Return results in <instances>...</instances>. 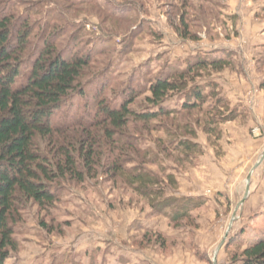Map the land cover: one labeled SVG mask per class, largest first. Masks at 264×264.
I'll list each match as a JSON object with an SVG mask.
<instances>
[{
  "label": "rangeland",
  "instance_id": "rangeland-1",
  "mask_svg": "<svg viewBox=\"0 0 264 264\" xmlns=\"http://www.w3.org/2000/svg\"><path fill=\"white\" fill-rule=\"evenodd\" d=\"M214 3L209 7L211 15L205 14L207 26L191 17L190 31H195L198 40L183 41L171 15L177 0L143 2L144 13L142 9L139 16L148 22L149 30L130 44L126 36L113 37L111 58H99L98 65L106 82L131 79L143 83L146 77L157 75L165 66L184 63L198 51L201 56L230 53V67L220 72L208 70L196 80L209 95L204 110L222 99L216 112H193L184 118L171 116L154 122L166 123L168 130L177 129L180 134L185 133L188 122L194 131L198 148L190 164L177 162L178 154L166 153L169 159L161 176L157 166H143L159 179L174 176V187L164 183L159 187L175 199H193L189 214L171 222L174 205L164 210L166 214L158 213L128 187L124 177L111 180L101 176L82 185L65 183L64 196L50 210L52 216L45 217L33 204L22 212V221L15 227L21 249L6 264H238L241 257L252 254L246 252L248 244L264 233V0ZM87 12L78 16L81 22L77 23L85 30L81 35L93 33L103 38L97 17L87 16ZM188 13L196 16L192 10ZM69 14L77 16L72 11ZM110 23L101 26L108 28ZM130 27L114 22L113 32L122 34ZM151 33L161 39H153ZM95 38L87 42L94 43ZM94 47L100 49L103 44L97 41ZM219 49L223 52L216 51ZM106 63L110 64L107 73L103 71ZM89 88L91 93L96 85ZM106 95L117 101L120 92L107 90ZM73 102L77 104V99ZM182 103V99L170 98L165 105L179 108ZM139 106L140 101L133 107ZM228 115L234 119L223 121ZM145 133L142 147L151 152L159 147L157 139L171 140L162 131ZM41 222L52 232L43 229Z\"/></svg>",
  "mask_w": 264,
  "mask_h": 264
},
{
  "label": "trees",
  "instance_id": "trees-1",
  "mask_svg": "<svg viewBox=\"0 0 264 264\" xmlns=\"http://www.w3.org/2000/svg\"><path fill=\"white\" fill-rule=\"evenodd\" d=\"M145 1L0 0V264L15 258L21 249L15 227L22 221V212L33 204L45 217L52 216L50 210L64 196L65 183L82 185L101 176L111 180L124 177L128 187L158 213L166 214L164 210L174 205L171 222L189 214L193 199H175L159 187L163 183L174 187V176L159 179L143 166H157L161 176L169 159L166 153L178 154L177 162L190 164L198 148L194 131L188 122L183 134L168 130L166 123L154 122L171 116L184 118L193 112H216L222 99H215L204 110L209 95L196 80L208 70L220 72L230 67L231 57L229 52L201 56L198 51L184 63L165 66L157 75L146 77L143 83L131 79L106 82L99 58H111L113 37L126 36L130 44L149 30L148 22L139 16ZM177 1L171 13L177 24L168 21L181 40L197 41L190 20L207 26L203 21L206 12L211 15L214 0ZM189 10L197 17L189 15ZM81 11L97 17L103 38L93 33L81 35L85 31L77 23ZM108 20L132 28L114 33L113 23L108 28L101 26ZM151 36L161 39L155 33ZM88 38H95L94 43L99 41L103 47L96 49ZM107 66L106 73L110 64ZM91 85L96 89L89 93ZM107 90H119V100H111ZM170 98L183 103L168 108L165 104ZM138 101L140 106L134 109ZM232 119L228 115L222 120ZM145 130L162 131L171 140L157 139L159 147L151 152L142 147ZM40 225L52 232L46 223ZM246 252L252 254L241 257L238 264H264V233L248 244Z\"/></svg>",
  "mask_w": 264,
  "mask_h": 264
},
{
  "label": "water",
  "instance_id": "water-1",
  "mask_svg": "<svg viewBox=\"0 0 264 264\" xmlns=\"http://www.w3.org/2000/svg\"><path fill=\"white\" fill-rule=\"evenodd\" d=\"M249 178H250V175H249V177H248V181H249ZM248 190V189H247Z\"/></svg>",
  "mask_w": 264,
  "mask_h": 264
}]
</instances>
